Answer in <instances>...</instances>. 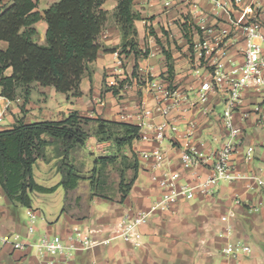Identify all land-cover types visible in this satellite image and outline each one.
Returning <instances> with one entry per match:
<instances>
[{"label": "crops", "instance_id": "crops-1", "mask_svg": "<svg viewBox=\"0 0 264 264\" xmlns=\"http://www.w3.org/2000/svg\"><path fill=\"white\" fill-rule=\"evenodd\" d=\"M55 1L45 0L42 7L39 0L42 8L38 10L43 13ZM9 2L0 0V8ZM248 5L255 8L264 34V0L239 3L234 0H133V12L139 15L133 23L137 32L136 48L141 51L148 48L149 52L122 55L119 65L124 39L115 20L117 0H105L101 7L107 12L106 21L97 39L100 47L81 77L80 96H67L53 86L41 87L36 82L31 84L26 103L22 96L8 100L0 95V130L9 128L18 118L26 122L60 119L71 111L139 127V138L128 147L138 160L137 175L122 202L115 197L86 196L85 211L75 215L66 211L64 204L69 192L76 190L81 182L67 193L61 186L51 193L34 192L29 208L13 206L0 187L2 234L34 239L48 233L66 238L73 225L79 224L95 230L93 240L108 242L75 251L71 256L40 254L35 248L14 250L10 245L0 246V264H264V188L250 178H264V84L243 89L233 112L234 124L241 130L237 150L232 155L234 177L220 182L209 194L195 191L191 199L180 197L167 210L151 214L139 228V245L116 233L123 215L147 211L160 197L161 189L151 176H160L163 171L155 168V159L144 157L145 153L163 152L168 161L164 169L179 172L181 184L193 186L212 174L210 164L183 166L181 155L194 148L200 157H208L223 140L225 130L219 113L226 98L224 90L210 92L206 103L198 102V91L214 66L221 65L227 71L243 62L241 25L247 21L245 7ZM184 18L200 28V32L193 29L191 41L183 36L180 28ZM39 26L43 33L37 40ZM35 27L37 33L33 40L45 44V21H38ZM6 46L0 40V48ZM163 47L172 55L174 76L171 80L160 77L167 68ZM262 53L264 56V41ZM133 71L143 84L123 89L120 97L103 90L104 80L131 76ZM10 73L8 68L6 74ZM262 74L264 79V70ZM158 83L174 87V94L162 100L163 107H171L166 115L157 107L159 99L154 85ZM58 103L54 113L53 109L49 110V106ZM144 108L151 111L149 115L142 112ZM160 128L164 139L156 137ZM108 146L89 137L72 155L76 157L90 149L92 163L94 158L108 152ZM249 147L253 148V156L247 159L245 152ZM45 156L46 160L40 158L33 165V176L45 187L55 186L61 174L53 146L46 147ZM58 200L62 201L59 211L58 205L52 204ZM237 241L248 245L250 252L240 251L236 255L223 252L229 243Z\"/></svg>", "mask_w": 264, "mask_h": 264}, {"label": "trees", "instance_id": "trees-1", "mask_svg": "<svg viewBox=\"0 0 264 264\" xmlns=\"http://www.w3.org/2000/svg\"><path fill=\"white\" fill-rule=\"evenodd\" d=\"M105 0H57L41 13L39 0H10L0 8V40L7 43L0 48V95L8 100L22 96L24 103L30 97L32 83L41 87L53 86L57 92L67 96H80L79 84L88 64L95 60L99 50L98 36L106 21L107 12L102 9ZM139 15L133 12V0H117L115 20L119 25L124 43L119 57L129 55H147L149 49L136 48L137 36L134 20ZM46 23L45 44L33 40L37 33L35 23ZM183 36L191 41L193 29L200 28L184 18L180 23ZM157 43L161 44L156 37ZM130 49H127V48ZM166 57V71L160 74L163 79L171 80L174 67L170 51L162 49ZM136 67V65H135ZM10 68L11 73L6 74ZM130 77L140 78L135 71L131 76L117 80V86H108L103 82V90L111 91L120 97L124 84L130 83ZM151 79V77H149ZM24 111V106H21ZM96 126L93 136L101 142L112 140L116 148H126L139 138V127L134 124L88 117L78 111H71L60 119H43L26 122L18 118L6 129L0 130V187L13 206L31 207L32 194L51 193L61 186L65 193L75 189L82 180H88L89 192L93 196L111 199L112 196L100 193L108 184L102 173L106 163L112 162L115 155H103L94 158L89 170L91 175H83L74 165L72 153L84 146L91 136L87 125ZM53 146L57 160V170L61 174L60 182L51 187L37 183L33 176V165L42 158L46 160L45 149ZM132 157L128 165L132 175L124 182L121 175L118 182V202H122L129 192L138 169L136 155L129 151L125 157ZM69 159V161H68ZM125 184H124V183Z\"/></svg>", "mask_w": 264, "mask_h": 264}, {"label": "built area", "instance_id": "built-area-1", "mask_svg": "<svg viewBox=\"0 0 264 264\" xmlns=\"http://www.w3.org/2000/svg\"><path fill=\"white\" fill-rule=\"evenodd\" d=\"M241 0H234L239 3ZM167 5L168 2H165ZM247 21L241 25L244 33V48H243V62L241 64L233 65L229 70H224L221 65H216L213 68L210 77L202 81L198 91V102L206 103L210 92L224 90L225 102L222 111L219 113V118L225 130L223 140L216 147L213 153L208 157H200L194 148L183 151L181 161L183 166L192 167L198 164H210L212 174L193 186H188L180 183V174L177 171L164 169L168 164L166 157L160 150H154L145 153L144 157H153L155 159V168L162 170V174L151 176L152 181L156 182L161 189L160 197L151 204L147 211H137L132 214L123 215L117 223L116 233L118 237L123 238L135 245H139L140 232L139 228L145 224L150 215L156 211H165L169 206L177 201L180 197L191 199L195 191L202 194H209L210 191L216 187L220 182L231 180L234 176L232 171V155L237 150L241 130L237 128L233 121V112L241 99V92L249 86H259L264 84L263 70H264V56L262 53L264 34L262 32V25L258 18V14L252 5L245 7ZM225 33H223L224 35ZM221 41V39H219ZM119 65L122 64V58L119 57L117 61ZM117 80L112 78L107 81L108 86H117ZM139 85L138 79L130 77V83L124 84L123 89L131 85ZM120 90V93L121 91ZM156 96L158 97L157 107L163 114H167L171 107H163L162 100L171 97L174 94V87L168 84L162 86L160 83L154 85ZM145 115L150 114L149 109H143ZM1 121V115H0ZM174 131L173 126L170 127ZM156 137L164 139L165 135L162 129L157 130ZM253 148L246 149L245 157L252 158ZM211 161V162H209ZM164 169V170H163ZM258 185L264 188V178L251 176ZM231 227H227V233L230 232ZM94 229L83 227L75 224L72 227L71 233L63 238L58 234L41 233L36 238L21 239L17 235H4L0 232V246L10 245L14 250H26L35 248L40 254L50 255H69L79 250H88L97 246L101 242L92 239ZM240 251L250 252V247L244 243L237 241L229 243L224 247L225 254L236 255ZM67 264V263H66Z\"/></svg>", "mask_w": 264, "mask_h": 264}, {"label": "rangeland", "instance_id": "rangeland-1", "mask_svg": "<svg viewBox=\"0 0 264 264\" xmlns=\"http://www.w3.org/2000/svg\"><path fill=\"white\" fill-rule=\"evenodd\" d=\"M51 1L52 0H46L47 3L51 2ZM42 5H43L42 7L45 6V0H42ZM42 7H40L38 5V8H42ZM38 32H39V34L36 38L37 40L39 39L40 35H42V33H43L41 26L38 27ZM57 107L59 108V103L57 105L49 106V110L53 109L51 111H53V113H54V111L57 109ZM87 128L91 134L90 137H94L93 134H94L95 129H96L95 124L90 122L87 125ZM99 142H101V141H99ZM104 143H107V145H109L108 146L109 148H108V152L101 154V156H103V155H115V156H114V158H113L114 160L112 162L106 163L105 166L102 168V173L104 174V177H106L108 184L105 187L106 190H101L100 193H106V194H109L112 197H115L118 199L119 198V194H118L119 178L121 177V175H123L125 183L130 180V177L132 175L131 174L132 171L129 169L128 165H131L133 160H132V157L130 154L127 157L124 156L125 153H127V154L129 153V150L127 151L126 148H116L113 145L112 140L104 141ZM87 151H88V153H82L81 155L78 154L76 157L72 155L75 167L80 172H82L83 175H91L89 173L90 172L89 170L93 166V162L91 163V160H90L92 154L89 151H91V150L89 149ZM68 161H69V159H68ZM38 182L40 183V181H38ZM77 195H78L77 199L74 200L75 196H77ZM86 196L89 197V196H93V195L90 194V192H89L88 180H82L79 187L76 190L69 192V195L67 196L65 204H64L65 210L69 211V212L71 211L75 215H77L79 212L85 211L86 207H84L85 201H83V199H85ZM61 202L62 201L58 200V201H53V203H52L53 207L58 205L57 211H59V209L61 208V204H62Z\"/></svg>", "mask_w": 264, "mask_h": 264}]
</instances>
